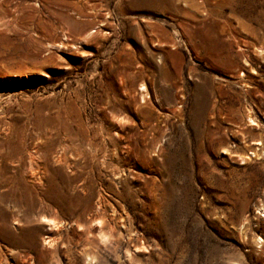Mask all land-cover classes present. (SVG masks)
<instances>
[{
    "label": "rangeland",
    "instance_id": "374dc122",
    "mask_svg": "<svg viewBox=\"0 0 264 264\" xmlns=\"http://www.w3.org/2000/svg\"><path fill=\"white\" fill-rule=\"evenodd\" d=\"M263 212L264 0H0V264H264Z\"/></svg>",
    "mask_w": 264,
    "mask_h": 264
},
{
    "label": "bare ground",
    "instance_id": "6f19581e",
    "mask_svg": "<svg viewBox=\"0 0 264 264\" xmlns=\"http://www.w3.org/2000/svg\"><path fill=\"white\" fill-rule=\"evenodd\" d=\"M264 220V212L263 215L261 216ZM44 236L46 240H50V236H49V231L44 229ZM51 241V240H50Z\"/></svg>",
    "mask_w": 264,
    "mask_h": 264
}]
</instances>
